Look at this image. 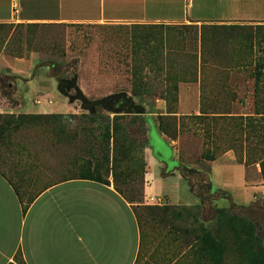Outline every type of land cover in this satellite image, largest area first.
I'll list each match as a JSON object with an SVG mask.
<instances>
[{"label":"rangeland","instance_id":"obj_1","mask_svg":"<svg viewBox=\"0 0 264 264\" xmlns=\"http://www.w3.org/2000/svg\"><path fill=\"white\" fill-rule=\"evenodd\" d=\"M1 52L8 58L35 53L40 62L67 63L77 58L79 85L88 97L126 92L147 107L157 126L162 120L163 130L177 131L175 140L165 136L174 156L186 166L208 173L214 190L229 196L212 206H243L256 196L264 201L260 168L264 129L259 127L264 121L255 129H243L239 120L257 118L256 86L264 110V25L8 26L1 34ZM31 67L30 59L14 64L16 72L27 78L34 72ZM3 73L12 76L5 69ZM35 77L41 87L37 89L39 97H30L32 104L42 103L38 107L48 106L56 112L21 124L30 154L34 150L58 158L54 173L45 175L44 184L78 178L87 171L100 173L122 190L126 199L139 205L143 233L187 236L189 264H213L197 240L203 233L196 219L197 200L181 176L174 178L178 172L161 178L162 165L153 156V164L149 162L151 151L147 148L127 150V143L121 142V150L114 152V142L105 139L104 130L88 120L79 104L68 103L45 67L38 68ZM9 80L15 89L13 99L29 89V79L12 76ZM202 112L230 113L233 118L218 121L214 131L212 122L200 117ZM17 117L1 115V145ZM203 154L214 155L215 161L203 159ZM145 190L157 193L158 204L146 203ZM215 230L225 247L222 264H249L234 228Z\"/></svg>","mask_w":264,"mask_h":264},{"label":"crops","instance_id":"obj_2","mask_svg":"<svg viewBox=\"0 0 264 264\" xmlns=\"http://www.w3.org/2000/svg\"><path fill=\"white\" fill-rule=\"evenodd\" d=\"M103 24L264 25V0H0V74L9 69L12 76L29 79V89L14 99L16 106L0 107V116L56 114L48 106L38 107L42 103L32 104L30 97H37L41 87L38 78L14 69L29 59L32 69L40 58L35 53L6 57L2 26ZM22 127L12 125L0 144V264H189L188 237L143 233L139 205L109 180L67 178L44 184L58 158L34 150L30 154ZM145 194L146 203L158 204L154 190Z\"/></svg>","mask_w":264,"mask_h":264},{"label":"trees","instance_id":"obj_3","mask_svg":"<svg viewBox=\"0 0 264 264\" xmlns=\"http://www.w3.org/2000/svg\"><path fill=\"white\" fill-rule=\"evenodd\" d=\"M6 27L8 26L1 27L2 32ZM40 67H45L48 77L57 81L58 92L67 99L70 105L79 104L81 110L87 113L88 120L104 130L105 139L114 142V152L121 150L119 146L121 142L127 143V150L147 148L155 160L162 165L161 178L171 177L176 172L180 174L181 180L197 200L194 205L197 211L196 219L203 231L197 240L201 241L204 251L208 253L209 260L213 264H222L225 247L218 238L215 229L224 226L234 228L236 234L242 239L249 264H264V201L261 197L256 196V199L251 203L234 208L226 209L212 206L214 201L228 199L229 196L220 190H214L208 173L188 167L174 156L173 147L165 136L175 140L178 135L177 131L169 133L163 130L162 120L157 126L143 103L137 101L133 95H128L123 91L96 99L88 97L79 85V60L77 58L67 63L40 62L31 74L32 79L35 78L36 71ZM5 71L10 72L9 69ZM10 77L12 76H4L3 71L0 74V107L14 108L16 106V102L12 98L15 89L12 80H9ZM256 81L259 83L258 78ZM257 90L256 86L255 116L257 118L250 116L243 119L239 117V120H242L240 127L243 129L247 127L255 129L264 121V110L261 109L262 105L257 97ZM172 91L173 93L177 91L176 86H173ZM69 117L72 118L73 115H69ZM200 117H207L212 122L214 131L218 121L232 120L233 118L230 113L224 112L209 115L202 112ZM43 118H48V116L19 115L16 118L17 122L13 124V129H18L24 121H39ZM259 127L261 130L264 129V126ZM203 159L215 161V156L203 154ZM260 168L264 182V158L260 161ZM78 178L102 184L109 183L100 173L93 174L90 171L82 173ZM118 192L124 195L122 190H118ZM130 202L135 203L134 201ZM213 224L217 227H213Z\"/></svg>","mask_w":264,"mask_h":264}]
</instances>
